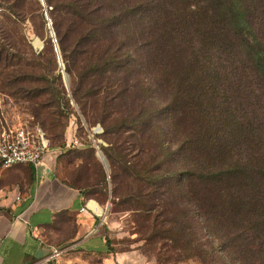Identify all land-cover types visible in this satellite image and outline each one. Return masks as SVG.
<instances>
[{
    "label": "trees",
    "instance_id": "obj_1",
    "mask_svg": "<svg viewBox=\"0 0 264 264\" xmlns=\"http://www.w3.org/2000/svg\"><path fill=\"white\" fill-rule=\"evenodd\" d=\"M2 1L43 37L46 6L72 97L117 135L112 194L144 212L158 258L264 264V0ZM24 41L0 28V92L44 114L55 148L71 101L58 51Z\"/></svg>",
    "mask_w": 264,
    "mask_h": 264
},
{
    "label": "crops",
    "instance_id": "obj_2",
    "mask_svg": "<svg viewBox=\"0 0 264 264\" xmlns=\"http://www.w3.org/2000/svg\"><path fill=\"white\" fill-rule=\"evenodd\" d=\"M61 152L0 169V264H129L111 248L103 208L63 175ZM53 248L63 253L51 258Z\"/></svg>",
    "mask_w": 264,
    "mask_h": 264
},
{
    "label": "rangeland",
    "instance_id": "obj_3",
    "mask_svg": "<svg viewBox=\"0 0 264 264\" xmlns=\"http://www.w3.org/2000/svg\"><path fill=\"white\" fill-rule=\"evenodd\" d=\"M26 8L29 10L31 7V0H25ZM18 11V9H15ZM44 16L46 23V35L43 37L36 34L34 27L30 20H27L24 24H18L13 19L9 20L5 16H11V11L7 8V5L0 0V28H7L10 32L11 38L17 40L19 32L23 31L27 37V42L34 49L36 53L43 50L45 46L46 36L52 40L53 44L58 47V42L52 33L49 20L46 15V6L44 7ZM8 19V20H7ZM35 22L37 26L41 23L36 18ZM27 42H23L22 46L28 49ZM62 59V57H61ZM63 61V60H62ZM59 72L62 76H58L62 79V82L67 90V95L70 98V109L66 110V114L62 117L61 126L58 128V134H62L60 141L53 142L55 148L61 152L60 162L62 165L63 175L70 181L77 182L79 186L84 188V192L93 198H97L98 203L103 208L102 218L104 230L110 237L111 248L120 253H124L128 256L129 264H201L197 259L189 258L183 261L170 259L165 261L164 258H158L157 251L148 247L142 235V222L144 221L139 215L144 213H137L135 211L127 210V205L123 203V199L115 198L112 194V179L110 177L111 168L110 163L103 151V148H112L109 146L111 141L116 140L117 135L113 132H105L104 127L100 123H96V111L89 109L87 110L88 117H94V120L89 122L85 115L75 102L71 93V76L61 66L59 59H57ZM64 63V62H63ZM47 68H51L49 64H45ZM45 67V69H46ZM67 75V76H65ZM55 76H43L45 79H51L52 82ZM2 92H0L1 94ZM6 94V93H3ZM9 96L8 94H6ZM4 105L9 107L10 113L19 112L22 114L23 119L32 128L42 127L46 132L47 138L52 136L47 130V123L43 113L39 115L32 114L27 110L28 103H22L12 97L4 98ZM32 102V101H31ZM35 105V103H34ZM25 106V107H24ZM41 108V106H39ZM49 110L51 111L50 107ZM127 136L128 135H125ZM121 137V141L129 138ZM127 144V143H126ZM50 146V141H49ZM51 149V148H50ZM106 159L108 166L106 167L99 157L98 153ZM97 159V160H96ZM102 165L106 174L105 180L102 178L101 167ZM106 181V182H105ZM142 228V229H141ZM191 237V233H188L187 241ZM203 245H207V241H202ZM208 249L209 245L204 246Z\"/></svg>",
    "mask_w": 264,
    "mask_h": 264
},
{
    "label": "built area",
    "instance_id": "obj_4",
    "mask_svg": "<svg viewBox=\"0 0 264 264\" xmlns=\"http://www.w3.org/2000/svg\"><path fill=\"white\" fill-rule=\"evenodd\" d=\"M6 94H0V169L19 164L39 165L50 149L49 139L42 127L32 128L21 113H10L4 105ZM63 253L62 248H53L51 258Z\"/></svg>",
    "mask_w": 264,
    "mask_h": 264
},
{
    "label": "water",
    "instance_id": "obj_5",
    "mask_svg": "<svg viewBox=\"0 0 264 264\" xmlns=\"http://www.w3.org/2000/svg\"><path fill=\"white\" fill-rule=\"evenodd\" d=\"M41 1H42L43 4H45V0H41ZM46 17H47V19H49L48 15H46ZM50 27H51V23H50ZM51 29H52V27H51ZM52 33H53V31H52ZM56 50L58 51V47H56ZM58 58H59V61H60L61 66L64 68V63H63V61L61 59V56L59 54V51H58ZM65 76H67V75H65ZM98 155L101 158V160L103 161L104 165L107 167L108 164H107L106 159L102 156V154L100 152L98 153Z\"/></svg>",
    "mask_w": 264,
    "mask_h": 264
}]
</instances>
